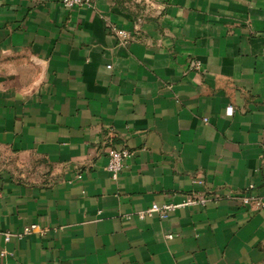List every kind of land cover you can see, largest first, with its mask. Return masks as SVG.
Listing matches in <instances>:
<instances>
[{"label": "crops", "instance_id": "0c3cea01", "mask_svg": "<svg viewBox=\"0 0 264 264\" xmlns=\"http://www.w3.org/2000/svg\"><path fill=\"white\" fill-rule=\"evenodd\" d=\"M190 195L210 200L136 215ZM244 195L264 200V0H0V264H264Z\"/></svg>", "mask_w": 264, "mask_h": 264}, {"label": "built area", "instance_id": "2783aa9c", "mask_svg": "<svg viewBox=\"0 0 264 264\" xmlns=\"http://www.w3.org/2000/svg\"><path fill=\"white\" fill-rule=\"evenodd\" d=\"M90 2V0H61V4L63 7L66 8H72V7H84L86 5H88ZM116 35L120 38L127 39L129 37L128 33L125 32L124 30H116ZM196 67H199V62H196ZM107 68L109 69L110 66H107ZM108 136H112L111 133L108 134ZM131 157V153L129 152V150H127L126 148H115V147H111L108 151H107V164H106V171L110 177L111 180L113 181H117L120 174L122 173L124 167H125V161ZM210 200V198L208 196H194V195H190L187 196L185 198V200L181 203V204H175V205H170V204H164V205H156L153 204L150 207L139 211L136 213V215L140 218H147V217H151L153 215H157L159 218H165L167 213L170 211L175 210L176 208H180L183 206H191V205H204L206 204L208 201ZM240 203L243 206H249V205H253L258 209H264V200L263 199H257L254 196H243L240 199ZM34 231H39L42 232L37 225H31V226H27L22 230V233L19 234L21 235H26V234H30ZM1 234V233H0ZM4 239L8 240L10 238V234L8 233H4L3 234ZM168 239L171 238V236L167 237ZM3 253H1L0 255H3Z\"/></svg>", "mask_w": 264, "mask_h": 264}]
</instances>
